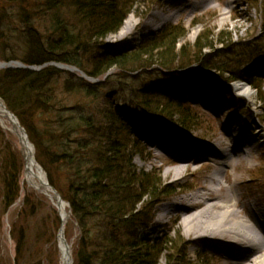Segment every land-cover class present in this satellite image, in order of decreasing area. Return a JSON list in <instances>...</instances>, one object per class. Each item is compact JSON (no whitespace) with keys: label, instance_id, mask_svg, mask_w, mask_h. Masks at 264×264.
Listing matches in <instances>:
<instances>
[{"label":"trees","instance_id":"16d2710c","mask_svg":"<svg viewBox=\"0 0 264 264\" xmlns=\"http://www.w3.org/2000/svg\"><path fill=\"white\" fill-rule=\"evenodd\" d=\"M134 1L0 0V61H19L27 66L60 62L98 79L90 83L78 74L48 65L39 71L0 70V98L25 128L37 162L47 172L50 185L69 203L71 218L77 224L73 264H157L159 256L173 247L168 234H144L155 206L177 187L163 182L155 170L145 172L134 166L132 160L140 152L132 138L130 120L150 116L188 132L196 119L189 104L164 90L166 83L162 82L167 81L147 88L145 83L125 82L124 76L136 78L143 71L148 74L155 61V73L174 84L195 78L217 84L206 72L213 70L230 75L227 82L241 79L257 92L261 90L240 70L241 65L264 54V40L260 39L254 41L255 49L250 43L239 44L219 49L222 53L218 56L202 58L201 50L213 46L209 31L203 32L194 43L193 59L205 71L189 70L193 59L187 58L190 53L186 45L176 56V42L186 34L181 25L164 26L142 36L130 50L103 51L100 42L118 30ZM244 45L249 46L247 50ZM179 57L182 61L177 66ZM113 68L120 72L102 81ZM119 74L123 92L112 87L106 97L126 92L130 101L122 105L132 112L128 119L116 97L103 102L101 108L91 109L93 102L103 99L105 84ZM20 174L21 166L16 175L3 176L0 181L5 208L19 198ZM24 203L31 205L32 197L25 195ZM18 237L22 243L23 234ZM175 246L174 253L183 259L185 246Z\"/></svg>","mask_w":264,"mask_h":264},{"label":"rangeland","instance_id":"374dc122","mask_svg":"<svg viewBox=\"0 0 264 264\" xmlns=\"http://www.w3.org/2000/svg\"><path fill=\"white\" fill-rule=\"evenodd\" d=\"M262 1L264 0H208L195 4L194 0H135L131 12L126 16L136 23L134 27L129 28L128 32L122 36L118 35V30L109 34L99 45L103 51L109 53L130 50L142 35L156 33L166 25L178 24L185 29L186 34L176 42L177 57L180 55L181 47L186 45L190 53L187 58L192 60L195 51L194 43L197 41V37L206 31H209V39L212 40L213 46L211 49L205 47L201 50L202 58L210 54L218 56L222 53L218 52L219 49L225 50L226 47L228 49L230 46L239 44L250 43L249 46L253 49V44H255L253 39L264 40ZM249 46L242 47L247 50ZM181 61L182 57H179L175 60V64L178 66ZM154 62L147 69L148 74H143V71L135 74L136 78H133L124 76L122 73L125 82L134 81L136 85L145 83L148 88L152 83L159 87L160 82L167 81L162 83H166L168 91L192 108L196 121L188 133L193 138L205 139L202 141L204 147L201 149H209L208 154H214L217 151L221 153L228 147L232 149L233 143L236 142L235 144L239 146L244 144L250 153L248 157L237 159V162L234 163L236 166L226 168L222 172L220 171L222 161L215 157L199 161L196 160V157L191 160H179L182 158H178L179 155L175 154L172 149L180 151L182 143L188 148L183 137L184 133L178 134L171 127H165L166 125L164 123V126L162 121L136 124L133 129V137L137 140L139 147H137V151L140 154L132 160L134 166L145 172H149L150 169L155 170L158 174L156 176L163 182L179 187L176 191L187 189L186 192L176 193L174 197L157 205L151 215V222L145 228V235L154 237L155 233H166L172 241L171 246L173 247L166 249L159 256L157 264H200L201 262L203 264H232L217 247L206 240H198L197 233L187 232L188 225L182 222L181 215L192 210L184 201V197L198 192L203 193L201 190L208 183V177L214 171H220L217 175L221 180L224 181L227 176L231 181L238 182L237 194L247 209V213L257 208L264 209V73H254L250 66L241 69L250 74L256 80V84L261 86L259 93L244 81L234 80L226 84L225 80L230 75L216 74L217 72L213 70H206L216 78L215 80H218L219 83L216 85L220 84L219 87L213 86L215 88L213 91L211 85V88L204 90V87L209 84H200L201 81L196 78L174 84L170 79L155 73L154 70L158 69V65ZM191 62L189 70L205 71V68L195 59ZM238 64L239 62L237 67ZM119 72V69L113 68L111 75ZM164 73L167 74L166 71ZM120 74L105 84L102 89L103 99L93 102L92 110L101 108L103 102L111 101V98L115 97L118 99L119 107H124L122 104L130 101L126 92L106 97L112 87L115 91L123 92L120 91L121 87L118 83ZM157 76L160 78L159 80ZM238 83L249 87L248 97L236 93L234 85ZM228 94L232 95L236 102L230 100ZM80 104L88 110L85 104ZM124 108L126 116H131L130 108ZM240 109L244 110L240 111ZM6 124L7 128H4L0 123V181L3 176L16 175L21 166V188L19 199L8 209L5 208L0 197V264H60L57 239L61 221L59 212L47 198L26 184L23 148L17 137L8 130L11 127L8 121ZM226 129L231 134L227 135ZM148 139L167 144V150L163 151L151 145ZM177 166L181 168L180 173H177ZM223 185L226 186V184ZM25 195L32 197L31 205L24 203ZM170 202L175 203V208L171 212H165L163 206ZM66 211L68 210L66 209ZM257 223L261 227L264 225L261 220H257ZM20 233L24 236L22 243L19 242L18 234ZM63 235L72 251L77 238V228L70 218L64 225ZM17 243L18 247H16ZM182 245H186V255L179 260L181 255L174 253V246L177 249ZM198 255H202L204 258L198 257ZM167 256H173L174 260Z\"/></svg>","mask_w":264,"mask_h":264},{"label":"bare ground","instance_id":"6f19581e","mask_svg":"<svg viewBox=\"0 0 264 264\" xmlns=\"http://www.w3.org/2000/svg\"><path fill=\"white\" fill-rule=\"evenodd\" d=\"M205 2L208 0H194V3ZM225 14L226 12H222ZM136 23L131 21L129 17H125L122 21L118 35L122 36L128 32L129 28L134 27ZM253 72L264 73V61L252 65ZM235 91L238 95L249 96L250 89L245 84H236ZM7 115L4 113L0 103V123L4 128H7ZM8 130L11 131V128ZM12 132V131H11ZM226 134L231 132L226 129ZM149 140V139H148ZM151 145L156 146L163 151L167 150V144L160 142L148 141ZM236 143V142H235ZM233 143V148H226L221 153L206 154L205 150L193 151V157L182 155V159H210L213 157L222 161L220 171L226 168L236 166L237 159L248 157V151L245 145H236ZM23 146V155L27 160V171L25 172V182L28 187L35 190H40L44 186L45 179L42 171L35 165L31 158V148L28 145ZM202 153L200 156H194ZM187 156V158H186ZM180 157V156H179ZM187 160V161H189ZM181 168L177 166V173H180ZM220 171H214L207 180L206 186L202 188V192L194 193L184 197V201L189 205L190 212H184L182 222L188 225L187 232L197 233V239L207 241L211 245L217 247L224 253L232 264H264V228L259 226L254 215H257L264 221V209H255L256 213L247 209L241 203L237 194L238 182L231 181L229 177H225L224 181L217 175ZM223 184H226L224 186ZM192 201V203H189ZM165 212H171L175 208V203L170 202L163 206ZM67 205L61 203L59 206V214L63 225L68 220ZM252 211V212H251ZM254 213V214H253ZM256 215V217H257ZM212 235V236H210ZM68 244L60 243V264H71L68 250Z\"/></svg>","mask_w":264,"mask_h":264},{"label":"water","instance_id":"95a60500","mask_svg":"<svg viewBox=\"0 0 264 264\" xmlns=\"http://www.w3.org/2000/svg\"><path fill=\"white\" fill-rule=\"evenodd\" d=\"M55 67L59 68V69H67V70H70V71H73V70H76L75 68L73 69H70L68 66L66 65H63V64H54ZM3 67H17V68H25V66L21 65L20 63L18 62H9V63H0V68H3ZM28 69L30 70H34L36 68L34 67H28ZM3 110H4V113H6L7 115V119L8 121L11 123L12 125V129H13V132L15 133V135L17 136L18 140H19V143L22 145V147L24 145H27V143H29V147L31 148V158L34 160L35 162V159H34V155H33V146L32 144L28 141V138H27V135L24 131V129L19 125L16 117L11 113L9 112L6 108H4L3 106ZM28 160V159H27ZM27 160H26V156H24V163H25V166H24V171L26 172L27 171ZM35 165H37V167L42 171L43 173V177L45 179V174L43 172V170L41 169V167L35 162ZM40 193L44 194L46 197H48L49 199H52V200H55L56 203H57V207H59V205L61 203H64L60 196L58 195V193H56V191L54 189H52L48 183L46 182V179H45V182H44V186L43 188H41L40 190ZM68 206V204H67ZM58 239L61 243H64V239H63V236H62V228L60 227L59 229V232H58Z\"/></svg>","mask_w":264,"mask_h":264}]
</instances>
